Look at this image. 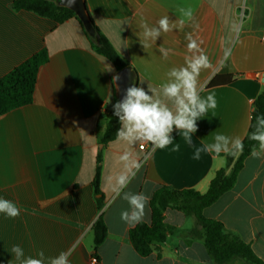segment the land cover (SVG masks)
<instances>
[{
	"label": "crops",
	"instance_id": "0c3cea01",
	"mask_svg": "<svg viewBox=\"0 0 264 264\" xmlns=\"http://www.w3.org/2000/svg\"><path fill=\"white\" fill-rule=\"evenodd\" d=\"M15 1L0 0V78L43 49L49 57L39 69L32 103L0 116V198L21 208L17 218L0 213V264H18L11 253L15 245L25 257L37 258L41 250L46 259L67 253L69 264H216L198 237L196 219L173 209L165 212V223L173 228L167 241L149 256L139 255L129 238L138 223L121 220V211L129 205L123 193L115 196L108 178L114 183L125 171L119 157L131 152L142 166L124 191L150 197L141 221L150 224V200L159 188L205 193L217 171L227 167L228 157L202 153L199 160L193 159L195 148L178 130L172 133L173 144H180L178 152H172L171 145L158 149L148 143L141 149L139 143L116 139L103 148L104 201L99 210L92 185L102 149L97 132L101 115L112 112L119 100L113 82L118 70L97 53L79 18L57 23L14 10ZM84 1L95 26L135 71V84L146 91L148 85L159 88L171 68L184 65L188 33L202 40L211 66L200 73V95L214 92L218 106L197 121L193 145L211 143L217 133L245 138L254 101L264 90V0ZM188 6L194 8L193 21L162 33L155 44L143 48L141 24L156 26L163 16L178 22L177 9ZM160 46L172 49L167 59ZM224 47L232 49L226 62ZM228 75L234 77L231 83L209 87L214 77ZM101 214L107 237L95 250L93 225ZM203 215L237 234L264 261V156L250 154L233 189Z\"/></svg>",
	"mask_w": 264,
	"mask_h": 264
},
{
	"label": "clouds",
	"instance_id": "9594fccd",
	"mask_svg": "<svg viewBox=\"0 0 264 264\" xmlns=\"http://www.w3.org/2000/svg\"><path fill=\"white\" fill-rule=\"evenodd\" d=\"M177 10L181 15L178 22H172L168 16H163L156 22V26L141 24L143 31L138 37L144 49L155 44L162 33H169L174 28L182 27L186 22L194 20L192 6L179 7ZM185 38L188 41L189 55L185 56L184 65L171 68L166 81L161 83L159 88L148 85L146 91L144 87L131 84L125 90L122 99L113 105V114L120 124L116 131V139L130 145L139 143L141 147L145 143H150L158 149H166L171 145V151L178 152L180 144H173L172 135L174 130H178L184 142L195 148L193 159L199 160L202 153L212 154L214 157L221 154L236 157L244 147L240 137L217 133L211 143H202L199 147L193 145V134L198 131L197 121L207 116L210 110H215L218 102L214 92H209L203 97L200 95L203 91L199 81L200 73L211 66L208 56L201 48L203 41L194 38L192 33H188ZM158 50L164 59L172 52V49L163 46ZM222 56V62H226L232 56V49L224 47ZM116 81L117 77H113V82ZM140 83L143 84L144 81L141 80ZM248 139L256 142L251 149V156L253 158L264 156V114L256 116L254 130ZM119 160L124 164L125 171L115 176L114 183L113 177H109L108 181L115 196L119 197L123 193L122 199L129 205L128 209L121 211V220L134 226L143 220L150 197L143 192L124 191L142 165L129 151L120 155ZM0 213L7 218H17L20 216L21 208L11 200L0 198ZM11 253L18 264H69L68 254L64 252L46 259L45 253L41 250L37 253V258L25 257L24 250L15 245L11 248Z\"/></svg>",
	"mask_w": 264,
	"mask_h": 264
},
{
	"label": "trees",
	"instance_id": "16d2710c",
	"mask_svg": "<svg viewBox=\"0 0 264 264\" xmlns=\"http://www.w3.org/2000/svg\"><path fill=\"white\" fill-rule=\"evenodd\" d=\"M59 2L60 0H16L12 6L16 11H31L57 23H63L74 17L78 19L73 10L60 6ZM95 29L97 30L95 39L88 35L94 42L97 53L110 60L118 71L125 68L126 64L121 56L96 26ZM48 57L47 50L43 49L0 78V116L15 108L32 103L39 69L48 61ZM233 79L234 77L230 75L216 76L210 81L209 87L226 85ZM260 114H264V90L254 101L251 124L247 135L242 140L243 151L238 154L237 158L227 156V167L217 171L207 192L200 193L193 189L178 190L163 186L154 193L150 200L151 223L140 222L129 231L130 241L139 255L147 257L155 249H158L160 244L167 241L173 228L165 223V212L167 209H173L184 213L187 217L196 219L200 227L198 237L204 242L216 264H234L235 261L240 260L246 264H264V261L255 254L251 245L244 242L237 234L227 231L221 222L208 219L203 215V210L206 207L215 203L235 186L244 160L250 155L253 145L256 144L255 141L248 139V136L254 130L256 116ZM99 126L97 138L102 149L97 156L96 173L92 185L94 195L97 197L98 209L101 210L104 201L100 189L103 148L116 140V131L120 124L112 111L101 115ZM106 237L107 226L101 214L93 225L95 250L100 247Z\"/></svg>",
	"mask_w": 264,
	"mask_h": 264
},
{
	"label": "water",
	"instance_id": "95a60500",
	"mask_svg": "<svg viewBox=\"0 0 264 264\" xmlns=\"http://www.w3.org/2000/svg\"><path fill=\"white\" fill-rule=\"evenodd\" d=\"M59 5L73 10L76 13L77 17L83 23V26L87 33L94 39L97 37V30L95 29V24L87 10L84 0H60ZM114 77H117L116 85H118V94L120 100L125 94V90L131 84L136 82L137 76L135 71L131 67H125L122 70H119ZM262 81L264 83V74Z\"/></svg>",
	"mask_w": 264,
	"mask_h": 264
},
{
	"label": "built area",
	"instance_id": "2783aa9c",
	"mask_svg": "<svg viewBox=\"0 0 264 264\" xmlns=\"http://www.w3.org/2000/svg\"><path fill=\"white\" fill-rule=\"evenodd\" d=\"M148 146V143H145L143 147L140 146L141 149H144ZM151 149V148H150ZM93 262H97V258H93Z\"/></svg>",
	"mask_w": 264,
	"mask_h": 264
},
{
	"label": "rangeland",
	"instance_id": "374dc122",
	"mask_svg": "<svg viewBox=\"0 0 264 264\" xmlns=\"http://www.w3.org/2000/svg\"><path fill=\"white\" fill-rule=\"evenodd\" d=\"M238 264H246V263L240 260Z\"/></svg>",
	"mask_w": 264,
	"mask_h": 264
}]
</instances>
